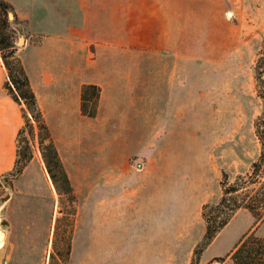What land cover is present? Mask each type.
<instances>
[{"label":"rangeland","instance_id":"374dc122","mask_svg":"<svg viewBox=\"0 0 264 264\" xmlns=\"http://www.w3.org/2000/svg\"><path fill=\"white\" fill-rule=\"evenodd\" d=\"M14 1L32 8L11 2L0 29L14 39L17 56L32 51L35 79L53 54L45 69H63L69 60V69L102 71L107 80L95 117L70 116L72 134L60 125L70 140L57 142L52 134L78 199L68 260V195L50 176L37 123L34 133L26 126L22 137L31 143L32 164L17 175L13 169L0 186V199L8 196L5 184L14 189L3 251L10 264H50L52 253V264H146L143 247L156 245L148 221L158 174L163 240L184 247L201 240L204 205L221 200L225 178L228 185L248 178L262 152L255 122L264 114V98L255 64L264 53V0H86L84 9L79 0ZM43 1L53 9L33 8ZM65 2L71 8L62 9ZM50 44L57 45L53 53ZM130 187L133 193L125 190ZM259 187L253 183L234 195H256ZM112 195L116 203L100 204ZM234 216L200 264H224L209 255L224 252L256 224L248 208ZM222 257L235 264L229 254Z\"/></svg>","mask_w":264,"mask_h":264},{"label":"trees","instance_id":"16d2710c","mask_svg":"<svg viewBox=\"0 0 264 264\" xmlns=\"http://www.w3.org/2000/svg\"><path fill=\"white\" fill-rule=\"evenodd\" d=\"M9 8L13 4L7 0H0V24L9 18ZM1 26V25H0ZM0 52L7 69V79L5 88L8 93L22 105L25 124L19 132L18 158L14 168V175L23 172L33 157L31 143L28 137H22L26 126L31 128L34 133L35 121L40 129L41 138L45 145L43 155L46 161L47 169L54 181L57 190L68 195L70 206L68 217V230L65 237L66 245L64 248V257L66 260L73 251V233L77 215V195L70 175L64 165L62 157L56 142L52 136L49 125L47 124L43 109L39 102L38 95L33 88L28 71L21 57L16 55L15 41L12 36L0 29ZM255 78L259 94L264 98V53H262L255 64ZM102 88L96 83H86L82 88L81 110L84 115L95 117L98 113ZM29 112L31 116L29 115ZM264 114L256 120V128L259 138L262 142V152L259 158L253 162L252 171L248 178L240 177L237 182L228 185V178L223 180V196L216 204H205L203 214L206 219V231L203 238L197 243L193 250L190 264H200L202 256L209 245L213 242L219 232L231 221L236 211L245 207L248 208L256 218L255 230L243 236L240 244L231 255L235 264H264V237L259 236L256 229L261 221L264 220ZM227 177V174L224 173ZM241 179V180H240ZM253 183H259L260 187L256 195L246 193L242 199L234 194L240 190H245ZM62 190V191H61ZM252 196L254 198H252ZM55 244V242H54ZM55 258V253L51 254L50 264ZM224 264L226 257L218 256Z\"/></svg>","mask_w":264,"mask_h":264},{"label":"crops","instance_id":"0c3cea01","mask_svg":"<svg viewBox=\"0 0 264 264\" xmlns=\"http://www.w3.org/2000/svg\"><path fill=\"white\" fill-rule=\"evenodd\" d=\"M7 1L12 2L20 10L22 8H26V9L32 8V7L31 8L25 7L20 3H16L14 0H7ZM86 4H87L86 0H81V1L79 0V2L77 3L78 8L81 9L86 8ZM93 4L96 3L94 2ZM77 5L75 4L72 6L73 8L76 9ZM60 6L62 7V9L71 8V5L68 2H65V4L62 3ZM33 8L53 9V2H49V1H43L40 3L37 2L34 4ZM56 49H57V45L50 44L47 50L53 53ZM22 50H24L21 54L23 58V62L28 71L33 88L35 89L38 95L39 102L41 104L45 117L49 123L52 134L55 140L59 142L62 138L64 137L66 138L65 134L64 135L61 134L63 132H60V129L62 130L63 127H65L68 130H70L69 132L71 134H72L71 131H75L70 129L69 123L74 122L71 117H73L74 115L77 121L80 120L82 114L81 100H82L83 85L86 83H96L99 84L102 88L103 81L107 80V77H105L106 74H104L102 71L96 75L86 74L85 71L87 72L88 70L85 69H69V67H67L69 60H67L68 63L65 65V67L62 66L63 69H45V66L47 64L49 65L52 62L51 58H56V56L52 54V56L50 57H44L47 58V62H44V65L41 67V69L38 70L35 79L34 74L30 70V66L33 69H35L32 60L29 58V54H30L29 52L32 51L28 52L26 48ZM7 74L8 72L4 65L0 52V186L3 183L4 175L11 172L17 164L19 132L25 122L23 117L22 105H20L17 101H15L14 98L8 93V91L5 88V81L7 79ZM98 75L100 77H98ZM145 86H146L145 87L146 90H148L149 85L145 83ZM44 87L52 89V91L49 93L50 96L43 93L42 90ZM53 116H55V118H53ZM72 139H74V137ZM30 164H32V162ZM153 177L158 178L157 179L158 182H157L156 191L150 196V199L154 204L152 206V212H150L148 225L150 227L149 233H154L157 236L155 241L156 245L147 244V246L143 247V250L145 251L143 257L145 258L146 261L145 263L146 264H190L193 255V249L195 245L199 242L201 236L195 237L185 247L182 242L171 244L163 240L162 235L165 233V223H164V219L162 218L160 208L162 206L165 196L164 194L160 193L161 179L159 174L154 175ZM81 189H82V183L79 184L77 187L79 195L81 193ZM125 190L128 193L134 192V190L131 187L125 188ZM114 194L116 196V193ZM115 196H113L114 198L112 197L108 198L104 196L102 200H100L101 201L100 204L102 205V203L104 202L116 203L117 198ZM186 214L189 213L187 212ZM254 230H255V222L249 228L245 229L236 238L234 243L230 247H228L224 252L212 253L209 255V258L215 256H225L227 254L231 256L230 254H232L233 251L240 244L243 236ZM203 232L205 231L203 230L202 234ZM257 234L264 237V222H262L258 227ZM215 241L216 238L213 240V242ZM213 242L210 245H212Z\"/></svg>","mask_w":264,"mask_h":264},{"label":"water","instance_id":"95a60500","mask_svg":"<svg viewBox=\"0 0 264 264\" xmlns=\"http://www.w3.org/2000/svg\"><path fill=\"white\" fill-rule=\"evenodd\" d=\"M11 15H13L11 13ZM141 166V164H140ZM11 172L4 175L3 180L7 181V177ZM5 187L8 191V196L0 199V264H10L11 255L4 254V249L7 247L11 234V223L7 218L8 205L13 197L14 189L10 183L5 184Z\"/></svg>","mask_w":264,"mask_h":264},{"label":"bare ground","instance_id":"6f19581e","mask_svg":"<svg viewBox=\"0 0 264 264\" xmlns=\"http://www.w3.org/2000/svg\"><path fill=\"white\" fill-rule=\"evenodd\" d=\"M22 39H23V38H22ZM22 39L20 40L21 42L23 41Z\"/></svg>","mask_w":264,"mask_h":264}]
</instances>
